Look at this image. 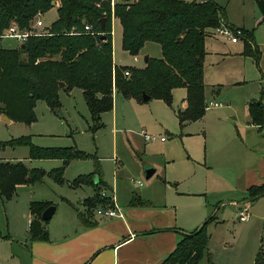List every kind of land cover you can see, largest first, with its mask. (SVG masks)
I'll list each match as a JSON object with an SVG mask.
<instances>
[{
  "label": "rangeland",
  "instance_id": "rangeland-1",
  "mask_svg": "<svg viewBox=\"0 0 264 264\" xmlns=\"http://www.w3.org/2000/svg\"><path fill=\"white\" fill-rule=\"evenodd\" d=\"M214 1L234 25H244V30L248 31L255 29L254 41L261 55L257 68L253 58L241 55V40L231 44L217 35L215 29L210 31L213 35L206 37L205 51L209 55L204 61L208 108L201 120L180 127L173 110L182 107L186 94L182 88L173 90L171 104L159 99L143 103L124 99L114 90L113 107L101 115V127L96 131L91 129L93 123L79 89L58 90L60 108L56 113L51 112L44 101H37L33 109L35 120L31 124L5 122L0 116V143L8 144L27 137L34 147L76 148L87 156L64 166L60 160L27 158L29 148L26 146L0 148V161H21L29 170L38 169L46 174L62 169L63 179L61 184H56L46 175L40 183L16 186L10 199L0 198V264L29 263L28 250L23 247L29 242V204L42 202L54 206L56 213L47 222L52 224L65 209L66 200L73 208L81 209L80 202L90 198L94 191L91 187L74 188L72 183L79 176H98L93 174L96 165L99 178L110 188L104 192L112 196L110 190L113 189L119 199L131 191L141 192L137 184L144 186L148 182L145 175L150 169L155 171L151 180L159 184L162 180L170 182L169 192L173 195L175 192L201 194L183 197L182 201L189 210L206 209L203 212L205 221L211 214L215 215L216 219L207 226V252L211 261L215 264H253L260 239L264 238V197L248 204V222L236 220L238 210L233 202L240 203L247 198L245 184L250 180L247 167L253 159L264 154L262 140L252 137L254 134L244 128L246 104L252 98L257 99L260 87L264 88V23L256 27L261 15L256 5L253 8V0ZM52 6L54 8L46 14L40 13L42 16L38 18L42 22L41 35H46L56 20V7ZM258 33L261 36L257 39ZM259 38L263 47L258 44ZM121 39L120 24L113 19L112 75L116 66L125 77H130L132 69H143L144 65L123 51ZM1 43L3 48H17L12 39H4ZM147 48L159 53L160 46L148 42ZM215 51L233 56L220 62L213 54ZM125 72L130 74L126 76ZM210 103L223 106L214 108ZM143 134L164 138L165 142L147 143ZM117 180L116 190L113 182ZM101 208L103 206L97 209ZM206 261L203 258L198 264H206Z\"/></svg>",
  "mask_w": 264,
  "mask_h": 264
},
{
  "label": "trees",
  "instance_id": "trees-1",
  "mask_svg": "<svg viewBox=\"0 0 264 264\" xmlns=\"http://www.w3.org/2000/svg\"><path fill=\"white\" fill-rule=\"evenodd\" d=\"M56 7V20L46 35L36 32L19 47H0V114L10 121L31 124L35 118L33 109L39 100L44 101L51 112L60 108L58 90L82 91L88 108L93 131L101 127V115L113 107L114 90L124 99L143 103V94L171 104L172 91L185 90L186 108L177 110L176 118L182 128L187 123L201 120L206 112L204 95L205 40L211 30L222 25L231 30L225 10L214 0H0V40L5 31L15 27L18 32L32 29L37 13L46 14ZM264 20V0H255ZM105 19L103 29L100 20ZM121 27L123 51L135 57L148 42L160 46V58H148L143 69H132L130 77L114 66L112 50V20ZM85 26L90 28L85 31ZM242 56L251 57L259 67L260 51L255 44L253 31L242 30ZM59 83L64 87L60 88ZM264 90L257 100L248 104L249 123L261 130L264 126ZM28 147V158L35 160H60L68 165L72 160L86 159L76 148L47 149L30 144L27 137L0 143V148ZM98 166L96 165L97 173ZM48 176L61 184L62 169L50 173L29 170L22 162L0 161V198L8 200L15 188L22 184H36ZM101 179L94 183L92 176H79L72 186H92L94 196L83 201L88 210L98 206H112L109 198L100 193ZM264 197V182L247 190V203ZM131 205H139L133 198ZM48 203L31 202L28 235L31 241H48L41 215ZM215 219L210 216L195 231L186 234L176 249L161 264H198L206 258V264H214L207 252L209 234L207 226ZM253 264H264V238Z\"/></svg>",
  "mask_w": 264,
  "mask_h": 264
},
{
  "label": "crops",
  "instance_id": "crops-1",
  "mask_svg": "<svg viewBox=\"0 0 264 264\" xmlns=\"http://www.w3.org/2000/svg\"><path fill=\"white\" fill-rule=\"evenodd\" d=\"M250 4H252V1ZM253 4L252 6L255 8V0H253ZM259 20L256 27L264 23V20ZM227 22L234 29L240 27L239 29L244 30L245 28L244 25H234L228 18ZM254 30L252 29L253 35ZM245 31L248 30L245 29ZM212 35L210 34L209 36ZM260 36L261 34L258 33L257 39ZM4 39L14 40L17 43V47L20 45L14 38L3 37L0 40L1 48H3L1 42ZM146 44H144L139 54L133 57L135 62L143 64L144 67L146 63L144 61L145 57H161V49L157 53L155 49H146ZM258 44L263 47L260 38ZM213 54L220 62L230 60L233 56L231 53L220 51H215ZM208 55V51H206L205 58ZM262 77L264 78V76ZM262 90L264 88L261 86L259 96ZM257 99L252 98L246 104L245 116H247V121L244 128L246 130L249 129L251 134H254L252 137L259 141L260 139L262 140V151L264 153V126L261 130H258L257 127L249 123L248 104ZM185 108L186 103L183 99L182 107L178 110ZM175 112L173 110L176 117ZM0 116L1 120L4 121L3 115L0 114ZM7 122H10V120ZM4 162L10 161L4 160ZM248 171L250 180L245 184L246 195L249 187L259 186L264 182V154L260 155L257 160L253 159L247 167V174ZM151 179L152 177L147 180L148 182L144 186L138 182L137 186L142 191H131L123 199H119L117 194H114L113 189L110 190L112 196L104 192L105 189L110 188L101 180L99 187L101 195L109 198L112 203L111 207H115L120 211L119 217L111 219L96 215L98 207L88 210L83 206V201H81V209H76L72 207L69 200H66L64 202L65 209H63L58 220L53 224L50 222L45 225L48 241H31L27 230L29 242L27 245L24 244L23 247L28 250V264H161L176 249L178 243L186 234L195 231L205 223L206 216L203 212L204 210L206 212V209L189 210L185 207V202L182 201L183 197L200 196L201 194L175 192V195H173L169 192L170 182L162 180L161 182L166 184L162 186V183H155ZM118 184V180L113 182L114 189L117 190ZM81 187H91L94 191L92 186L81 185ZM94 194L95 192L91 197ZM134 197L137 198L139 205L130 204ZM245 199L240 203L233 202V206L238 210L237 216L238 213L249 209V203ZM237 216L236 220L238 221ZM23 247L20 246L19 248Z\"/></svg>",
  "mask_w": 264,
  "mask_h": 264
},
{
  "label": "built area",
  "instance_id": "built-area-1",
  "mask_svg": "<svg viewBox=\"0 0 264 264\" xmlns=\"http://www.w3.org/2000/svg\"><path fill=\"white\" fill-rule=\"evenodd\" d=\"M112 4H113V0H112ZM41 16L42 15L40 13H38L36 15V21H35L34 25L32 26V29L30 31L18 32L15 27H10L6 31L4 37L14 38L19 43H23L29 36L34 35L36 32L39 31V28L42 27V22L40 20H38V18H40ZM89 30H90V28L88 26H85V31H89ZM214 31L217 35L224 37L227 41H229L231 43L239 42L240 37L242 36V30L241 29L231 30L224 25H222L219 28H216ZM128 74H129L128 72H125L126 76H128ZM210 106L214 107V108H221L223 105L220 103H210ZM207 108H208V106L206 105V109ZM143 139L145 142H154L157 140H159L161 142L164 141V138L152 137V136H149L146 134H143ZM96 215L111 219L114 217H119L120 211H119V209H117L115 207H105V208L97 209ZM237 217H238V221H240V222H248L249 221V214L245 210L238 213Z\"/></svg>",
  "mask_w": 264,
  "mask_h": 264
},
{
  "label": "water",
  "instance_id": "water-1",
  "mask_svg": "<svg viewBox=\"0 0 264 264\" xmlns=\"http://www.w3.org/2000/svg\"><path fill=\"white\" fill-rule=\"evenodd\" d=\"M51 5H54V2H52ZM104 22H105V19H101L100 22H99L102 29H103V26H104ZM147 59H148V57H145L144 61L146 62ZM58 86L60 88H62V87H64V84L63 83H59ZM142 100H143V102H147V101H149V97L143 94ZM3 119L6 122L9 120L6 116H3ZM154 173H155V171L153 169H150V170L146 171L145 179L149 180L154 175ZM93 181H94L95 184H97L98 181H99L98 176H94L93 177ZM54 213H55V207L54 206H49L42 213L41 220L44 221V222L49 221L52 218V216L54 215Z\"/></svg>",
  "mask_w": 264,
  "mask_h": 264
}]
</instances>
